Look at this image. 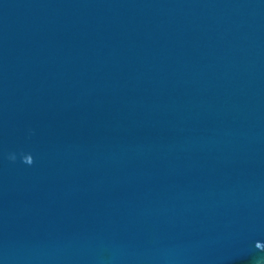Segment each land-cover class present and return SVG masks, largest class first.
Wrapping results in <instances>:
<instances>
[{
	"label": "water",
	"instance_id": "obj_1",
	"mask_svg": "<svg viewBox=\"0 0 264 264\" xmlns=\"http://www.w3.org/2000/svg\"><path fill=\"white\" fill-rule=\"evenodd\" d=\"M261 258L264 0H0V264Z\"/></svg>",
	"mask_w": 264,
	"mask_h": 264
},
{
	"label": "clouds",
	"instance_id": "obj_2",
	"mask_svg": "<svg viewBox=\"0 0 264 264\" xmlns=\"http://www.w3.org/2000/svg\"><path fill=\"white\" fill-rule=\"evenodd\" d=\"M9 158L12 159V160H15L16 159V156L15 155H10ZM22 160H23V162H25L27 164H32L33 163V157H32V155H31V159L30 160L23 159V156H22ZM255 264H264V258L258 259L255 262Z\"/></svg>",
	"mask_w": 264,
	"mask_h": 264
}]
</instances>
